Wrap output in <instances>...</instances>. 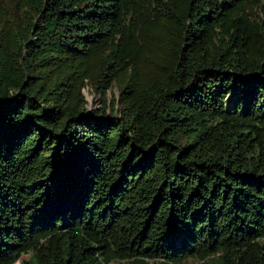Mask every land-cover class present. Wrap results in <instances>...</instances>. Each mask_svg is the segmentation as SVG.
<instances>
[{
	"label": "trees",
	"instance_id": "16d2710c",
	"mask_svg": "<svg viewBox=\"0 0 264 264\" xmlns=\"http://www.w3.org/2000/svg\"><path fill=\"white\" fill-rule=\"evenodd\" d=\"M189 260L264 264V0H0V264Z\"/></svg>",
	"mask_w": 264,
	"mask_h": 264
},
{
	"label": "rangeland",
	"instance_id": "374dc122",
	"mask_svg": "<svg viewBox=\"0 0 264 264\" xmlns=\"http://www.w3.org/2000/svg\"><path fill=\"white\" fill-rule=\"evenodd\" d=\"M84 93L89 101V109L91 111H96L101 107V103L99 102V96L96 95V93L88 88L84 90ZM119 95V88L117 85H115L108 93L107 98L110 102L113 101V99L117 98ZM229 100H231V96L229 97ZM184 264H195L194 260H189L185 262Z\"/></svg>",
	"mask_w": 264,
	"mask_h": 264
}]
</instances>
